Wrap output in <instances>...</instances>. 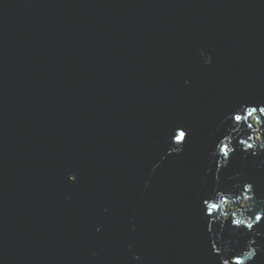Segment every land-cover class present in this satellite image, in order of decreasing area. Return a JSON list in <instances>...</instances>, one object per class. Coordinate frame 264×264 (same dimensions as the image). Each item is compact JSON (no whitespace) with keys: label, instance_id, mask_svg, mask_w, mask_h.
I'll return each mask as SVG.
<instances>
[{"label":"water","instance_id":"1","mask_svg":"<svg viewBox=\"0 0 264 264\" xmlns=\"http://www.w3.org/2000/svg\"><path fill=\"white\" fill-rule=\"evenodd\" d=\"M260 104L264 0H0V264H220L257 231L264 264V217L203 204L240 173L262 206L264 152L210 155Z\"/></svg>","mask_w":264,"mask_h":264},{"label":"clouds","instance_id":"2","mask_svg":"<svg viewBox=\"0 0 264 264\" xmlns=\"http://www.w3.org/2000/svg\"><path fill=\"white\" fill-rule=\"evenodd\" d=\"M201 55L205 56L203 52ZM211 62L212 57L206 55L204 63L211 64ZM185 83H188V81H185ZM230 118L234 126L227 135L219 140L215 150L210 154L212 157H218L215 160L217 181L219 180L218 173L228 165L231 154L236 151V144L240 146L242 151L251 150L253 155L264 152V104L241 105L230 114ZM252 129H255L254 133L249 132ZM183 131L188 135L186 130ZM242 133L245 135L242 136ZM183 143L184 140H177L176 134L173 135L169 142L168 152L170 154L182 152ZM239 177L240 173H236L233 177L236 182L229 190H221L218 186L214 187L212 194L203 201L205 206L204 215L211 217L208 221V231L210 233L213 230V221L220 223L223 227L230 219L232 226L252 230L253 226L258 224L264 217V201H261V207H256V193L253 183L241 180ZM68 178L72 181L76 179L75 175H70ZM97 230L99 231V229ZM259 235L261 233L257 231L254 237L249 239L247 246L236 255H232V249L228 248L227 245L218 246L215 241L211 243V248L213 253L219 254L220 264H229V262L231 264H249L257 256L258 248L254 245L256 244L255 236ZM218 239L219 235L217 234ZM139 258V256L135 257V259Z\"/></svg>","mask_w":264,"mask_h":264},{"label":"snow or ice","instance_id":"3","mask_svg":"<svg viewBox=\"0 0 264 264\" xmlns=\"http://www.w3.org/2000/svg\"><path fill=\"white\" fill-rule=\"evenodd\" d=\"M187 134L185 131H180L179 135H176L177 140H185Z\"/></svg>","mask_w":264,"mask_h":264}]
</instances>
